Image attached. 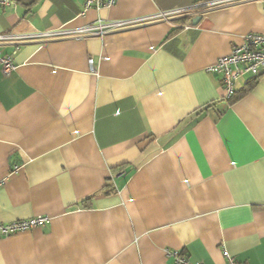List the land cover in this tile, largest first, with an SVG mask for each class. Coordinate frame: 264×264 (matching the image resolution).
Here are the masks:
<instances>
[{"label": "crops", "instance_id": "obj_1", "mask_svg": "<svg viewBox=\"0 0 264 264\" xmlns=\"http://www.w3.org/2000/svg\"><path fill=\"white\" fill-rule=\"evenodd\" d=\"M207 1L0 9V35L188 9L103 35L0 41L14 63L0 71V223L48 217L0 238V264H173L168 252L264 264V74L225 98L209 71L264 35V3Z\"/></svg>", "mask_w": 264, "mask_h": 264}, {"label": "built area", "instance_id": "obj_2", "mask_svg": "<svg viewBox=\"0 0 264 264\" xmlns=\"http://www.w3.org/2000/svg\"><path fill=\"white\" fill-rule=\"evenodd\" d=\"M114 0L104 2V0H87V5L94 2L97 7L110 5ZM236 0H212L207 1V6L221 5ZM264 3V0H261ZM14 4V0H0V9H5ZM187 8H174L161 11L156 14L140 17L136 19L99 22L92 25L83 26L77 29L48 30L32 34H3L0 41L22 42L27 39H54L64 37H81L83 35H103L107 32L129 27L138 23L152 21L156 19H168L184 15ZM92 60H89L90 68L93 69ZM14 70V63L11 55L0 54V71L4 76ZM209 71L220 76V82L224 88L225 98H230L235 91V84L238 79L244 76H259L264 74V35L258 33H247L242 42L235 46L229 54L219 57L216 62L209 67ZM18 169V165L13 166V171ZM2 181L0 180V185ZM48 222V217L43 215L32 216L26 219H18L9 223H0V238L9 237L20 232L29 231L42 227ZM168 254L173 256V264H202L200 262H190L186 257L178 252ZM228 264H244L234 261L228 257Z\"/></svg>", "mask_w": 264, "mask_h": 264}, {"label": "water", "instance_id": "obj_3", "mask_svg": "<svg viewBox=\"0 0 264 264\" xmlns=\"http://www.w3.org/2000/svg\"><path fill=\"white\" fill-rule=\"evenodd\" d=\"M200 19V17H196V19L193 20V24H195L196 21H198Z\"/></svg>", "mask_w": 264, "mask_h": 264}, {"label": "trees", "instance_id": "obj_4", "mask_svg": "<svg viewBox=\"0 0 264 264\" xmlns=\"http://www.w3.org/2000/svg\"><path fill=\"white\" fill-rule=\"evenodd\" d=\"M184 22H185V20H184V21H183V20H182V21L180 20V22H179V23H180V25H183V24H184Z\"/></svg>", "mask_w": 264, "mask_h": 264}]
</instances>
